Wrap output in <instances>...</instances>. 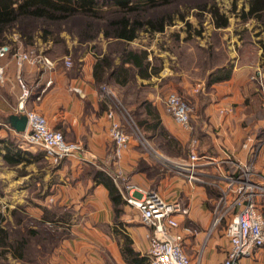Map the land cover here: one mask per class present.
<instances>
[{
  "label": "crops",
  "instance_id": "obj_1",
  "mask_svg": "<svg viewBox=\"0 0 264 264\" xmlns=\"http://www.w3.org/2000/svg\"><path fill=\"white\" fill-rule=\"evenodd\" d=\"M226 9L229 26L223 30L229 32L232 46L230 62L226 63L229 64L227 67H232L228 81L209 86L207 79L215 69L204 75L200 74V69H178L176 56L166 48L172 35L184 37L185 26L181 21L163 34L141 33L128 44L147 53L149 67L144 76L138 72L134 75L135 86L144 92L142 101L149 102L157 110L162 126L183 147H187L192 138L199 142L198 152L202 159L198 172L202 183L195 185L169 176L135 139L128 144L121 159L114 156L115 146L107 117L113 108L112 100L106 98L102 84H98L94 76L99 56L94 47L98 44L103 52L107 50V42L102 36L98 43L90 44L75 58L72 54L78 47L76 38L62 35L64 51L59 55L52 51L55 48L52 40L37 37L35 49L53 62L50 68L43 63L31 65L27 62L19 67L12 54L0 59V67L5 69V83L0 84V193L17 205L24 201L44 200L55 202L61 209L55 211L54 220L47 222L55 221L62 231H46L43 234H49V239H43V244L37 247L47 250V264H151L150 229L143 224L139 210L126 201L124 195L128 194L122 193L123 180L118 184L112 180L121 193L118 202L112 201L104 184V174L110 178L121 175L125 182L137 185L144 193L154 189L163 198L179 200L188 206L189 215H177L180 224L177 232L184 236L183 248L191 264H224L230 249L226 236L230 219L226 226L221 224L209 233L219 200V192L208 185L212 182L208 180L218 173V168L210 164L213 160L222 163L227 156L236 163H246L251 156L243 149L247 138H262L264 134L263 96L259 84L251 79L253 75L264 76V49L257 44L264 45V24L255 18L246 21L240 18L239 12L244 15L250 9L248 0H240L234 6L238 15L229 14V8ZM207 19L204 26L207 25V36L211 37L213 31L220 29L215 28L210 16ZM190 23L196 25L194 19H190ZM243 31L247 32L248 41L255 45V48L251 47L253 50L242 49ZM8 42L16 47L14 52H27L17 34L10 35ZM68 56L73 60L71 67L65 63ZM117 64H120L119 60ZM19 75L31 90L26 109L43 115L49 127L62 132L67 142L83 143L84 152L52 164L43 150L21 146L19 134L8 124L9 117L17 114L22 92ZM199 82H203V87L211 88L212 93L204 98L206 116L203 125L197 130L192 117L193 131L189 133L175 124L165 96L169 90L192 96ZM112 86L119 94L128 87ZM142 114L146 116L144 111ZM260 129L262 136L258 133ZM256 164L259 172L264 174V149ZM41 184L44 192L38 197L33 191ZM131 195L142 196L139 193ZM259 210L264 215V202L259 205ZM28 213L39 219L44 215L33 206ZM67 213L70 214L68 220ZM186 229L190 232L184 231ZM242 264H264V248L244 259Z\"/></svg>",
  "mask_w": 264,
  "mask_h": 264
},
{
  "label": "built area",
  "instance_id": "obj_2",
  "mask_svg": "<svg viewBox=\"0 0 264 264\" xmlns=\"http://www.w3.org/2000/svg\"><path fill=\"white\" fill-rule=\"evenodd\" d=\"M10 54L19 67L25 62L31 65L43 63L49 68L53 66V62L37 50L20 53L14 52L9 45L0 46V59ZM65 63L67 67L72 66L70 59ZM252 80L259 84L264 107V76L259 74ZM18 82L22 92L16 113H24L28 119L27 130L19 135L21 146L40 148L44 151L46 159L53 164H59L64 159L84 152L83 143L67 142L62 132L49 127L43 115L26 109L25 105L31 97V90L20 75ZM4 83L5 69L0 67V84ZM102 89L111 100L116 98L112 90ZM166 106L175 124L192 133L193 109L190 105L177 93H170L166 99ZM107 117L110 121V136L115 146L114 156L117 160L122 158L128 144L136 139L149 157L155 160L159 158V163L165 169L170 164L178 178L186 180L191 185L202 183L198 172L202 158L198 152L197 139L192 138L189 142L188 160L180 163L168 162L152 150L139 130L131 126L130 131L125 123L120 121L114 108L108 111ZM243 149L251 155L246 163H236L227 156L222 163L213 160L210 164L218 168V173L217 180L208 182V185L219 192V200L209 233H212L223 221L230 219L226 227L230 249L224 264H242L244 259L251 258L258 250L264 248V215L259 210V205L264 202V174L259 172L256 164L257 158L264 149V134L262 138L249 136ZM112 179L116 184L119 180L124 181L122 193L128 194L124 195L126 201L139 210L143 224L150 229L148 243L151 264H191L183 248L184 236L177 232L180 228L177 215H189V207L179 200H167L155 190L144 193L137 185L125 182L121 175L113 176ZM131 193H139L142 196L138 198ZM184 231L190 232L189 229Z\"/></svg>",
  "mask_w": 264,
  "mask_h": 264
},
{
  "label": "trees",
  "instance_id": "obj_3",
  "mask_svg": "<svg viewBox=\"0 0 264 264\" xmlns=\"http://www.w3.org/2000/svg\"><path fill=\"white\" fill-rule=\"evenodd\" d=\"M193 1L195 0H0V46L7 42L10 35L17 34L26 49L35 47L39 36L45 41L52 40L56 47V44H65L62 33L66 32L77 37L78 47L75 50L83 51L90 44L99 42L102 36L109 52L98 54L94 69L95 80L98 84L108 81L125 87L135 79L136 72L144 76L149 67L146 52L127 47L141 33L163 34L176 21L183 22L191 33L192 25L187 20L191 12L201 20V24L205 16L210 15L216 29L229 26L228 18L214 2L202 0L199 4L192 5ZM248 1L250 9L244 14L243 20L255 18L264 24V0ZM202 32L196 31L197 36H201ZM94 48L99 52L98 44ZM115 56L122 58L119 65L115 63ZM214 69L208 79L209 86L231 78V66ZM142 105L146 116L139 120L138 125L144 130V136L153 140L159 131L160 136L166 138L169 147L179 145L183 149L162 126L157 110L147 101ZM135 114L143 116L142 113ZM163 146L160 145L159 149L169 155ZM103 176L112 201L118 202L121 197L119 189L112 178L105 174ZM38 233L35 230L26 235L17 232L19 238L14 243L7 231L0 227V245L11 249L15 258L25 259L31 252L29 239L38 236ZM44 235L45 239H49V234Z\"/></svg>",
  "mask_w": 264,
  "mask_h": 264
},
{
  "label": "rangeland",
  "instance_id": "obj_4",
  "mask_svg": "<svg viewBox=\"0 0 264 264\" xmlns=\"http://www.w3.org/2000/svg\"><path fill=\"white\" fill-rule=\"evenodd\" d=\"M202 0H195L193 1L192 5H197L201 2ZM205 2H214L221 10V12L225 14V11L227 10L226 7L229 8V14H236V15H240V18H243V14L242 13H238L234 10V6L237 5V3H240V0H204ZM236 4V5H235ZM238 13V14H237ZM191 15H189V17L187 18V20L190 22V19H194L196 22V25L193 26L192 25V31L191 33H189L187 31V27L185 26V33L184 37L180 34H175L172 35L171 41L170 43H168V47L166 48L168 51H170V54H174L177 58V62H178V69L179 70H194V69H200L201 71V75H204L205 73H207L208 70L214 69L215 67H221V66H226L229 64H226L229 60L230 62V50L232 48L231 46V42L228 39V35L227 33H229L228 31H224L223 29L220 30H215L211 33V37H208V30H207V25L204 26V24H206L208 22V16L210 15H206L205 18L202 20V24H201V20L196 17V15L191 12ZM211 17V16H210ZM178 22V21H176ZM173 27V26H171ZM169 27V28H171ZM168 28V29H169ZM237 29L239 27H236ZM196 31H203L202 35L199 36L200 40L197 39L198 36L196 34ZM247 32H241L242 34V39L244 40L243 44H242V49L243 50H253V48H255V45L252 42L248 41V38L246 37ZM41 34V33H40ZM69 35L72 38H76L73 35H70L66 32H63L62 35ZM203 34L205 36H203ZM78 40V39H77ZM140 43L143 42V39L139 40ZM98 42V41H97ZM95 42V43H97ZM139 43V44H140ZM257 44L259 45V47H261L262 49H264V45H260L259 42H257ZM4 45H9L12 49L16 48L13 47L10 42H7ZM252 46H254L253 48H251ZM98 49H99V53H104L103 49H101V47L98 45ZM127 47L131 50H139L138 47L134 44L132 45H127ZM54 50L53 53L56 54L58 53L59 55H63L64 51V46L62 43L56 44V47L53 48ZM164 49V50H166ZM14 50V49H13ZM31 50H36L35 47H30L27 48L26 51H31ZM241 50V49H239ZM241 50V53L242 51ZM85 50L83 51H75V54H72V57H78L81 54H83ZM109 52L108 48L106 50V53ZM54 56V55H53ZM72 57L68 56V58H66L65 60L70 59V61L72 62L73 65V60ZM116 58V56H115ZM118 60L122 61V58L120 56H117V58L115 59V63L116 65ZM226 64V65H225ZM156 66V65H155ZM257 75H253L251 77V79L253 77H256ZM208 80V79H207ZM206 80V81H207ZM207 83V82H204ZM201 84H203V82H199L196 83L193 92H192V96H185L183 94H181L179 91H173V90H169L166 94V96L168 97V95L170 93H177L180 97L183 98V100H185L190 107L193 109V113L191 115V117H193L195 119V121L193 120V124L194 126L197 128V130L201 127V125H203L204 121L203 120L205 118V113H206V108L204 107L205 104V100L204 98L207 97V95L212 89L208 88L207 85H205V87H203ZM113 84L110 82H103V84L101 85L102 88H108L109 90H112L114 92V95L116 98H113L112 101L110 102L112 107L114 108V110L117 111V116L120 119V121L130 129L131 131V126L134 129L139 130V132L142 134V136L146 139V141L148 142V144L151 146L152 150L157 152L159 154L160 157L165 158L168 160V162H174V163H180V162H184L186 160H188L189 158V148L184 147L183 149L179 146L176 145L174 146H168L167 142L165 141V137H163L162 135L160 136V132L158 131V133L156 134V136L154 137L153 140H151L150 138H147L144 136V130L142 128L139 127L138 122L140 119H143L144 116H138L137 114L134 113V111L132 109L135 110V112L138 113H142V111H145L144 106L142 105L143 101V90H138L137 87L135 86V82L134 80L131 82V84L123 91H121V93L119 94V92L115 89H113L112 86ZM105 95V94H104ZM165 96V98L167 99V97ZM109 98V97H106ZM201 99V101H200ZM143 106V107H142ZM132 110V111H131ZM196 110V111H195ZM121 114V115H120ZM123 118H122V117ZM264 129V128H262ZM260 129L258 131L259 135L262 136L263 134V130ZM262 133V134H260ZM136 140V139H135ZM160 145H164V151L168 152L169 155L165 154L163 151H161ZM35 149H40V148H35ZM166 149V150H165ZM145 151V150H144ZM145 153L147 154V152L145 151ZM148 155V154H147ZM155 162L159 163V158L157 157V160H155L154 158H152ZM258 160V158H257ZM53 164V163H52ZM161 169L166 172L169 176L172 177H177L175 172L172 171V166L169 164L168 168H164L161 164ZM214 175V174H213ZM217 176V175H216ZM213 177L210 178L208 181H212L215 182L217 180V178ZM1 190V188H0ZM154 190V189H153ZM157 191V190H155ZM34 194H37L36 196L41 197V194L44 192V185L41 184L40 187H38L37 189H34ZM30 196V195H29ZM35 207L36 209H38V211L40 210L41 212H43V217L39 219V217L36 216H31L28 213V210H30L31 208ZM44 206V207H42ZM47 206V207H45ZM50 210V211H49ZM57 210H61L59 209V206L55 205V202L53 201H48L45 202L44 200H39L36 202H32V201H24L22 202V204L17 205V202H12L7 200L3 194L0 193V227L4 230L7 231V233L10 235V240L14 243L17 242L18 238H19V234H17V232H21V234L26 235L27 232L35 230L38 233V236H34L31 237L30 240V253L28 255H26L25 259H17L14 257V252L7 248L4 247L3 245H0V264H47V254L45 251L47 250H40L38 249V245H42L43 242L42 240L45 239V235L43 233H45L46 231H52V230H61L60 228L61 226L58 225L57 223L54 222H47V221H52L55 219L54 213ZM52 214V215H51ZM70 214L67 213V217L66 220H68V218L70 219ZM54 216V217H53ZM60 216H64V215H60ZM69 216V217H68ZM221 224H226V221H223ZM220 224V225H221ZM226 226V225H225ZM53 228V229H52ZM60 232V231H58ZM40 234V235H39ZM10 242V241H9ZM44 251V252H43ZM43 252V253H42ZM39 259V260H38Z\"/></svg>",
  "mask_w": 264,
  "mask_h": 264
},
{
  "label": "water",
  "instance_id": "obj_5",
  "mask_svg": "<svg viewBox=\"0 0 264 264\" xmlns=\"http://www.w3.org/2000/svg\"><path fill=\"white\" fill-rule=\"evenodd\" d=\"M8 124L21 135L27 130L28 119L24 113L13 114L9 117Z\"/></svg>",
  "mask_w": 264,
  "mask_h": 264
}]
</instances>
